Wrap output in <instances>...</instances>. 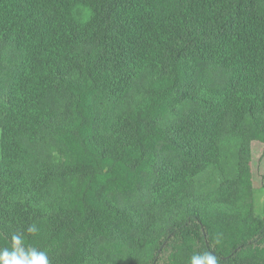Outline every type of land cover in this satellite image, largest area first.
Returning <instances> with one entry per match:
<instances>
[{
    "label": "trees",
    "instance_id": "trees-1",
    "mask_svg": "<svg viewBox=\"0 0 264 264\" xmlns=\"http://www.w3.org/2000/svg\"><path fill=\"white\" fill-rule=\"evenodd\" d=\"M0 132V248L264 264V0H0Z\"/></svg>",
    "mask_w": 264,
    "mask_h": 264
},
{
    "label": "clouds",
    "instance_id": "clouds-1",
    "mask_svg": "<svg viewBox=\"0 0 264 264\" xmlns=\"http://www.w3.org/2000/svg\"><path fill=\"white\" fill-rule=\"evenodd\" d=\"M39 231L36 224H31L27 227L26 234L12 233L9 240L10 248H0V264H50L46 250L26 245V235L35 236ZM190 264H220V260L213 252L205 250L193 254Z\"/></svg>",
    "mask_w": 264,
    "mask_h": 264
},
{
    "label": "rangeland",
    "instance_id": "rangeland-1",
    "mask_svg": "<svg viewBox=\"0 0 264 264\" xmlns=\"http://www.w3.org/2000/svg\"><path fill=\"white\" fill-rule=\"evenodd\" d=\"M0 139H1V132H0ZM256 173H258L257 175H258V180H257V182H258V185L257 186H260V184H261V181H260V175L262 174V172H259L258 170H257V172ZM264 182V181H263ZM255 205H256V210H257V212L260 214V213H262V210L264 209V192H262V191H257L256 192V196H255Z\"/></svg>",
    "mask_w": 264,
    "mask_h": 264
}]
</instances>
